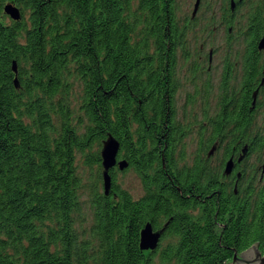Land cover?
<instances>
[{"label":"trees","instance_id":"obj_1","mask_svg":"<svg viewBox=\"0 0 264 264\" xmlns=\"http://www.w3.org/2000/svg\"><path fill=\"white\" fill-rule=\"evenodd\" d=\"M8 2L20 7L21 19L4 11ZM259 4L248 26H238L237 39L247 42L242 70L231 72L234 83L225 76L219 109L205 113V151L216 140L238 151L247 144L246 161L255 155L258 164L264 159ZM176 12V0H0V264H154L156 256L177 264H229L255 243L264 254L261 164L243 166L237 193H227L205 159L193 167L196 177L204 171L205 190L196 202L203 213L194 218L187 211L185 192H176L172 210L166 168L175 165L186 128L177 125L174 92L167 95V65L175 66L177 45L191 26ZM75 80L82 88L77 115L70 100ZM164 122L172 123L168 135ZM109 132L120 141L118 156L124 151L142 175L147 194L139 201L120 190L114 167L109 193L100 185L98 146ZM78 153L97 167L88 202ZM148 221L166 223L164 237L175 240L150 253L141 249Z\"/></svg>","mask_w":264,"mask_h":264},{"label":"flooded vegetation","instance_id":"obj_2","mask_svg":"<svg viewBox=\"0 0 264 264\" xmlns=\"http://www.w3.org/2000/svg\"><path fill=\"white\" fill-rule=\"evenodd\" d=\"M177 1V0H176ZM204 0H199L198 8L195 12V3L194 9L191 13V16H188L182 21L193 22L194 19L198 16L199 11L201 10V5ZM220 1V0H219ZM223 12H219L223 25L228 26V31L232 32L234 27L244 25L248 26L249 15L255 9L260 7L259 2L264 4V0H224ZM256 1V3H255ZM222 8V5H221ZM209 14L207 15L214 16L217 13V8L213 5L209 6ZM177 13V12H176ZM206 19L202 22H205ZM191 28V27H190ZM189 28V31H190ZM189 33V32H188ZM264 34V32H263ZM188 37V34H187ZM209 42H196L189 41L186 39L184 42H181L177 45V58L174 67H169L168 70L172 75H168L167 83V95H170L172 92L175 99V108L177 112V125H181L186 128V134L183 137L182 141L177 144L174 153V164L166 168V174L170 179V202L175 208L177 203L176 192L180 194L186 193V198L191 200V204L188 207L187 211L194 217L198 218L204 211L203 203H197V200H202V192L205 190V176L203 168L200 173L198 170L197 177L195 171L197 169L193 168L195 166H201L205 164V159H207L208 165L213 168L215 172L219 173L218 181L221 183V187L224 188L225 192L230 193L231 189L234 188V192L237 193V186L239 179L242 176L243 166L246 163V155L242 159L240 156L242 154V149L245 145L241 147V150L238 151L237 146H231L230 149H226L225 144H220L218 140L209 146L208 151H205V140H206V131L209 130L210 126L205 120V113H213L219 109V93L221 85L227 75L230 77L231 83L235 82L234 74L242 70V59L243 55L247 49L246 40L239 39L234 40L232 37L230 40L223 42L224 51L220 52L219 47L215 46L213 43L210 45ZM259 50L263 51L264 48ZM221 53V55H219ZM263 68H264V57H263ZM232 72L233 76H230ZM234 79V80H233ZM172 96V95H171ZM180 96L183 97V101L180 99ZM182 102V103H181ZM193 106L196 112H203V121L202 123L195 124L193 127L198 130L197 134L200 137V147L199 152L192 158H189L188 154L184 151V140L188 137L191 126L189 122H184L180 120L178 115L179 111H189V107ZM181 108V109H180ZM163 122L156 123L157 126L161 125ZM165 130L164 134H169L172 132V123L164 122ZM137 129L138 123L132 122V132L134 141H137ZM157 134H160L158 130H155ZM194 131V130H192ZM167 145L165 143L166 149ZM214 148V150H213ZM213 150V151H212ZM220 151H223L222 153ZM207 157V158H206ZM119 160H127L125 152L123 151L121 156H118ZM233 160V169L230 173H225L226 165L229 160ZM264 163V161H263ZM262 163V164H263ZM262 166V165H261ZM114 170H118L121 173H124L126 170H135L138 178H140V185L142 186V194L139 197L135 198L129 192V190L123 186L122 183H118L120 190L126 192L134 201L141 200L147 194V188L144 184L142 175L134 169V167L129 164L127 168L121 170L119 165L114 167ZM117 194H115L116 196ZM183 196V195H181ZM204 202V201H203ZM174 218V215H171ZM166 223H163L159 227L153 225L154 230H159L166 226ZM164 238V234L160 239L161 244ZM159 245L155 250L159 249Z\"/></svg>","mask_w":264,"mask_h":264},{"label":"rangeland","instance_id":"obj_3","mask_svg":"<svg viewBox=\"0 0 264 264\" xmlns=\"http://www.w3.org/2000/svg\"><path fill=\"white\" fill-rule=\"evenodd\" d=\"M195 3H196V0H177V16L180 17L182 20L186 19L188 16H191ZM224 3H225L224 0H220V1L219 0H204L203 1L201 5V10L199 11L198 16L194 19L193 22H190L191 26H189V28L190 27L191 28H190V31L187 37L189 41L209 42V44L207 45H210L211 43H213L215 46L219 47L220 52L224 51L223 42L230 40L229 38L230 32L228 31V26L223 25L224 23L221 22L223 18H221L220 13H219V12L224 11L223 10ZM212 5L215 8H217V13H215L216 15L210 17L206 13L208 12L209 14L208 9H209V6H212ZM221 5H222V8H221ZM203 19L204 20L206 19V21L202 22ZM6 20L9 21L8 18H6ZM231 34L234 40L240 39V38L237 39V34H238L237 27L233 28ZM219 55H221V53ZM81 89L82 88L80 86L79 81L76 82L75 80L73 94L71 95V99H70L71 106L73 109H75L74 110L75 115L79 114L78 111H76V108H78V103L80 102ZM261 97L264 98V93H262ZM180 99L183 101L182 96H180ZM189 109H190L189 111H185V110L182 111L181 109V111H179L178 117L180 120H183L185 123L189 122L190 125H192L191 131L188 137L184 140L185 145L183 146L184 151L188 154L189 158H192L199 152V147H200V144H199L200 137L197 134L198 130H196L193 126L195 124L202 123L203 112H196L193 106L189 107ZM258 115H259L258 124L264 125V111L262 110L259 111ZM98 147L101 149L102 145ZM220 152L222 153L223 151H220ZM255 157H256L255 155L250 157L249 161H246L245 166L257 163V160L255 159ZM263 161L260 162L259 164L257 163V166L260 164L263 165L262 164ZM77 163L79 166L78 171L83 178L82 199L87 201L89 200V196L91 194L90 187L93 184L92 182L95 181L94 177L97 171V167L96 166L91 167L89 165H86L84 163V158L81 153L77 154ZM125 168L127 167H124L123 169ZM139 180L140 178H138L135 170H130V171L126 170L124 173H121L118 170H116V182L122 183L123 186L126 187L129 190V192L132 194V196L135 198L139 197V195L142 194V186L139 184L140 183ZM100 185L101 187L103 186L102 183H100ZM90 222H91L90 220H87L85 222V225H89ZM173 240L175 239L168 237V236L164 237L159 247L160 248L166 247V245L172 242ZM147 253H150V250H147ZM154 264H177V263L175 261L162 262L160 259V256H156L154 260Z\"/></svg>","mask_w":264,"mask_h":264},{"label":"water","instance_id":"obj_4","mask_svg":"<svg viewBox=\"0 0 264 264\" xmlns=\"http://www.w3.org/2000/svg\"><path fill=\"white\" fill-rule=\"evenodd\" d=\"M199 0H197L195 6V12L198 8ZM4 11L13 19L19 20L22 17L21 9L18 5L14 4L13 2H8L4 5ZM258 47L260 49L264 48V34L259 40ZM13 70L17 73L18 66L17 62H13ZM264 82V78L262 80ZM15 84L18 87L19 81L18 77H15ZM258 94V89L254 92V101L253 105H255L256 98ZM120 150V141L117 137L109 132L107 136L102 141V148H101V158H102V175H103V187L106 194L109 193L112 187V176L110 174V169L115 167V165H119V168L123 169L129 165L127 160H118V153ZM214 150V148H213ZM212 150V151H213ZM248 152V145H245L242 149V154L240 159L245 157ZM233 169V160H229L226 165L225 173H230ZM262 170L264 174V163L262 165ZM166 226L159 230H154L153 224L148 221L141 230L140 233V247L143 250H155L159 243L160 239L165 231ZM229 264H264V254L260 250L258 244H253L246 250L241 253H236L234 259L229 262Z\"/></svg>","mask_w":264,"mask_h":264}]
</instances>
